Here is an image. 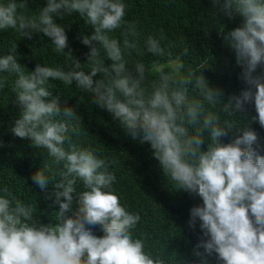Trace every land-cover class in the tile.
<instances>
[{"label":"clouds","instance_id":"obj_1","mask_svg":"<svg viewBox=\"0 0 264 264\" xmlns=\"http://www.w3.org/2000/svg\"><path fill=\"white\" fill-rule=\"evenodd\" d=\"M207 1L242 18L218 32L233 85L211 55L192 60L194 31L164 37L168 0H0V31L41 33L43 61L0 50L11 132L40 153L19 198L0 190V264H264V0ZM131 148L162 193H127ZM141 213L160 228L149 249Z\"/></svg>","mask_w":264,"mask_h":264},{"label":"trees","instance_id":"obj_2","mask_svg":"<svg viewBox=\"0 0 264 264\" xmlns=\"http://www.w3.org/2000/svg\"><path fill=\"white\" fill-rule=\"evenodd\" d=\"M182 2L190 5L185 13L182 10ZM241 21L242 18L240 17L229 20L223 14L217 15L211 10L207 0H168V6L161 10L164 37L177 36L182 38L194 31V37L187 41L185 46L189 51L192 50V60L198 63L211 55L221 65L226 81L232 85L239 79L241 69L235 63L233 51L226 45L218 32L223 25L225 31H228L239 26ZM199 32L202 33V36L199 35ZM39 34L41 33H36L32 39H27L21 38L19 34L14 32L2 33L0 31V50L8 51L17 44V53L25 54L29 58L35 37ZM185 47L178 43V49L182 50ZM30 60L31 62L43 63L42 60L32 56L27 60L26 68H28ZM0 105L4 108V114L0 116V140L3 141V146L0 147V176L2 178L0 190L8 188L13 197L19 198L24 175L40 153L29 147L28 139H20L11 132L16 120L13 117L14 101L12 94L3 93L0 96ZM131 153L132 157L122 153L116 159L119 167L124 171V182H128V184H124L127 193H131V196L137 200L142 199L147 194L162 193L160 187L147 185L143 181L141 169L144 157L141 156L138 149L131 148ZM185 200L184 195L179 194L171 198L166 206L176 207ZM157 212H159L158 207L150 210L148 216H156ZM156 217L159 218V216ZM156 217L148 218L144 213H141V221L134 231L136 235L145 238L147 249L152 246L156 234L160 232Z\"/></svg>","mask_w":264,"mask_h":264}]
</instances>
